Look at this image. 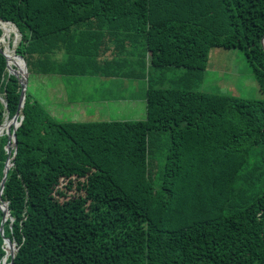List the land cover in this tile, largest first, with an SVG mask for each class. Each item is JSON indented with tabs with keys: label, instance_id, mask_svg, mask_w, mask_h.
<instances>
[{
	"label": "trees",
	"instance_id": "1",
	"mask_svg": "<svg viewBox=\"0 0 264 264\" xmlns=\"http://www.w3.org/2000/svg\"><path fill=\"white\" fill-rule=\"evenodd\" d=\"M0 20L29 77L120 76L134 58L121 76L147 83L143 120L86 123L54 120L27 84L9 154L0 136V264L4 239L13 264H264V99L191 90L223 47L264 92V0H0ZM20 94L0 53V125Z\"/></svg>",
	"mask_w": 264,
	"mask_h": 264
},
{
	"label": "rangeland",
	"instance_id": "2",
	"mask_svg": "<svg viewBox=\"0 0 264 264\" xmlns=\"http://www.w3.org/2000/svg\"><path fill=\"white\" fill-rule=\"evenodd\" d=\"M0 39L5 40L0 43V47L5 50L9 47V52L13 53L19 41L16 42L14 33L2 31ZM184 71L182 68H173L165 74L169 78L179 77ZM146 88L145 80L133 78L113 80L31 75L28 81V89L33 99L58 122L143 120ZM191 90L247 100L264 99V92L244 53L237 48H211L202 78L191 85ZM15 250L14 246V253Z\"/></svg>",
	"mask_w": 264,
	"mask_h": 264
},
{
	"label": "water",
	"instance_id": "3",
	"mask_svg": "<svg viewBox=\"0 0 264 264\" xmlns=\"http://www.w3.org/2000/svg\"><path fill=\"white\" fill-rule=\"evenodd\" d=\"M0 22L10 25L12 30H13L12 32L14 33V36L18 40L20 39V35L18 33V30H17V28L15 27L14 24H12L10 22H2L1 20H0ZM261 44H262V47H263V50H264V38L262 39ZM0 53L6 59V70H7L8 74L14 75L16 78H18L20 86H21V94H20L19 105H18L17 111L14 114V116L9 120L10 121V127H8V129H6L4 131V133L8 137V146L6 148V151H7V154H9L10 150H11V147H13L15 149L16 146H17L15 131H16L17 127L21 124V121H22V118H23V117L19 118V114H20L21 109L23 108V104H24V100H25V91H26L27 84H28L29 74H28L27 65H26L24 59L22 57L16 55L15 50H13V57L18 59L21 62V64H22L21 65L22 66V76L21 77L19 76V74H18L16 69H10L9 68L8 63H7L8 56L5 53V49L2 50L0 48ZM1 101L3 102L4 100L1 99ZM11 128H12V130H11ZM12 165L13 164L9 163V159L5 162V166H4V169H3L4 176H3L2 180H1V183H0V198H1V193H2L3 187H4L5 176L7 175L9 167L12 166ZM0 208H1V210L3 212V215H4V217L2 219V222L0 224V233L2 234V232H3L2 226H3V223H4L5 219H6V217H9V213H8V209H7V204H5V203L2 204L0 206ZM4 244H5V246H9L10 247V252H9V254L6 253V255H5V257H4L3 261H2V264H5L6 257H8V256L10 257V261H9V263H6V264H13V259H14L13 247H14V244L12 242H10L8 239H4Z\"/></svg>",
	"mask_w": 264,
	"mask_h": 264
},
{
	"label": "crops",
	"instance_id": "4",
	"mask_svg": "<svg viewBox=\"0 0 264 264\" xmlns=\"http://www.w3.org/2000/svg\"><path fill=\"white\" fill-rule=\"evenodd\" d=\"M113 42L118 44L117 45V48H115V49H118V53L120 54L119 55V58L125 56L126 54H125L124 49L122 48L123 46L120 45V43L116 42V40H113ZM123 45H125V43H123ZM102 49H104L103 46H102ZM116 58L118 59V57H116ZM104 59H105L104 57H101V58L98 59V61L103 62ZM113 59H115V58H113ZM117 59H115V60H117ZM135 61L136 60L134 58H131V59L127 60V63H125L124 61H122L124 63L119 64V66L121 67V68H119L121 70H119V72H118L120 76H108L107 77V76H103V75L97 73L95 75L89 74L87 76H70V77H74V78H76V77H82V78L97 77V78H109V79L111 78L113 80H117V79H119V80L128 79L126 77L121 76L122 74H120V73H123V71H128V70H130V71H128V73H133V70H132L133 64L135 65V67L137 66L136 67L137 72L139 71V73H141V69H140L139 65L137 63H135ZM112 67H113V65H112ZM122 68L123 69L128 68V69L122 70ZM44 76H46V75H44ZM56 76H60V75H56ZM60 77H63V76H60ZM129 79H132V78H129Z\"/></svg>",
	"mask_w": 264,
	"mask_h": 264
},
{
	"label": "bare ground",
	"instance_id": "5",
	"mask_svg": "<svg viewBox=\"0 0 264 264\" xmlns=\"http://www.w3.org/2000/svg\"><path fill=\"white\" fill-rule=\"evenodd\" d=\"M0 28L2 29L3 32L8 33V34H10L13 31L11 26L5 23H0ZM15 40L17 42L18 39L16 38ZM12 55L13 53H9V56H8V66L10 69H12V61H13ZM8 127H10V121L8 120L6 116L3 123L0 125V136L3 134L4 129L6 128L8 129Z\"/></svg>",
	"mask_w": 264,
	"mask_h": 264
}]
</instances>
